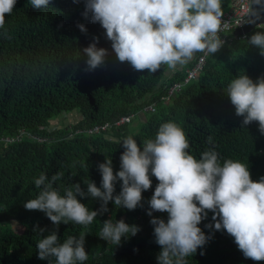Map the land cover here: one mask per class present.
Segmentation results:
<instances>
[{
    "label": "trees",
    "instance_id": "obj_1",
    "mask_svg": "<svg viewBox=\"0 0 264 264\" xmlns=\"http://www.w3.org/2000/svg\"><path fill=\"white\" fill-rule=\"evenodd\" d=\"M230 1L221 0L222 10ZM84 12L85 0H50L40 9L33 8L30 0H17L0 28V264H55L54 257L38 259L37 244L57 226L45 213L23 206L39 194L35 179L62 173L54 183L61 194L75 183L85 191L90 181L99 187L98 165L112 159L114 172L118 171L126 137L132 136L142 146L154 139L165 122H175L185 131L190 145L186 151L195 158L214 149L221 163L226 159L244 163L253 181L264 177V135L258 122L242 126L243 117L235 114L227 97V87L238 75L246 74L254 81L264 76V55L249 44V37L264 31L263 27L236 35L207 58L194 80L184 84L199 52L172 73L166 65L156 73L137 71L118 60L105 30ZM78 24L85 25L87 33ZM93 37L99 38L97 47L108 49L109 55L103 65L86 71L82 49ZM175 84L182 88L169 96ZM149 106H154V112L146 110ZM73 113L78 120L52 125ZM125 117L129 123L116 125ZM95 127L97 132L88 133ZM151 179L152 187L142 193L143 207L130 211L110 201L108 211L88 226L61 223L60 241L85 235L88 259L83 264H157L160 247L147 211L158 181ZM81 202L91 210L101 207V201L91 197ZM212 215L209 212L199 225L212 238L187 257L186 264H264L232 250L226 231L206 228L214 224ZM153 216L167 220V213ZM110 218L113 222L123 219L141 230L113 245L99 237L103 222ZM38 228L45 229L43 235Z\"/></svg>",
    "mask_w": 264,
    "mask_h": 264
},
{
    "label": "clouds",
    "instance_id": "obj_2",
    "mask_svg": "<svg viewBox=\"0 0 264 264\" xmlns=\"http://www.w3.org/2000/svg\"><path fill=\"white\" fill-rule=\"evenodd\" d=\"M50 0H30L33 8L47 7ZM17 0H0V28L5 25ZM262 0H252V5ZM264 6V5H262ZM251 13L253 10L251 8ZM92 23H99L111 42V50L120 62H128L137 71L156 73L162 65L176 69L188 63L195 53L215 54L225 44L219 33L228 27L222 22L221 0H85V12ZM77 27L87 33L83 24ZM98 37L82 49L86 55V71L105 63L109 51L97 47ZM249 44L264 55V31L254 32ZM227 97L235 114L243 117L242 126L258 122L264 135V76L255 81L238 75L227 87ZM211 143V138H209ZM119 170L114 172L112 159L98 165L101 182L87 183L86 191L79 183L64 190L54 187L62 173L35 179L40 189L36 198L24 203L29 211L45 213L57 226L49 234L39 229L43 238L37 244L38 259L55 258V264H83L88 259L85 235L68 237L63 242L57 234L61 223L88 226L108 211L109 202L119 208L135 210L143 207L144 191L152 187L151 177L158 181L148 201L147 215L152 217L155 243L160 247L157 264H186V258L212 238L199 227L213 213V223L205 227L226 231L246 259L264 261V177L253 181L249 168L239 161L226 159L209 149L199 159L190 154L185 131L175 122L162 123L154 139L141 146L132 136L122 143ZM120 191L116 194V184ZM101 201L99 210H91L81 199ZM167 213V220L153 213ZM123 219L103 222L99 237L119 246L122 238L140 231ZM134 251H138L134 249ZM201 255L204 253L201 252Z\"/></svg>",
    "mask_w": 264,
    "mask_h": 264
},
{
    "label": "built area",
    "instance_id": "obj_3",
    "mask_svg": "<svg viewBox=\"0 0 264 264\" xmlns=\"http://www.w3.org/2000/svg\"><path fill=\"white\" fill-rule=\"evenodd\" d=\"M251 5L252 0H231L229 5L222 10V22H226L228 24V27L224 28L219 33V35L223 40H225V44L233 41L237 37L235 31L241 29L246 24L250 14ZM210 55L211 54L199 52L195 64L187 70V76L184 80V84H187L188 82L194 80L201 73L205 62ZM181 88V84H175L169 90V96H171L174 92L180 91ZM146 110L154 112V106H149L146 108ZM129 121L130 119L125 117L116 122V125L129 123ZM105 128H107V125L102 127V129ZM98 129L99 127H95L94 129L89 130L88 133H95L98 131ZM4 141L7 142L9 141V139H4Z\"/></svg>",
    "mask_w": 264,
    "mask_h": 264
},
{
    "label": "water",
    "instance_id": "obj_4",
    "mask_svg": "<svg viewBox=\"0 0 264 264\" xmlns=\"http://www.w3.org/2000/svg\"><path fill=\"white\" fill-rule=\"evenodd\" d=\"M262 5H264V0H262ZM262 5H251L253 14L251 13L248 17L246 24L241 28L235 31V34L238 36H243L250 33L252 30L258 27L264 28V6Z\"/></svg>",
    "mask_w": 264,
    "mask_h": 264
},
{
    "label": "rangeland",
    "instance_id": "obj_5",
    "mask_svg": "<svg viewBox=\"0 0 264 264\" xmlns=\"http://www.w3.org/2000/svg\"><path fill=\"white\" fill-rule=\"evenodd\" d=\"M170 70H172V69H169V71ZM78 118H79V115L76 114V113H73V114H70V115H62L59 118V120H56V121L52 122V125H57V124H62V125H65L66 124V125H68V124L74 122L75 120H78ZM136 125L138 126V123ZM15 229L17 230L16 227H15ZM229 245H230V247H231L232 250H234V251H240L238 249L237 245L235 244L233 237L230 238Z\"/></svg>",
    "mask_w": 264,
    "mask_h": 264
},
{
    "label": "crops",
    "instance_id": "obj_6",
    "mask_svg": "<svg viewBox=\"0 0 264 264\" xmlns=\"http://www.w3.org/2000/svg\"><path fill=\"white\" fill-rule=\"evenodd\" d=\"M181 67H182V66H178L176 69H172V70H170V71H171V73H172V72L175 71V70H179Z\"/></svg>",
    "mask_w": 264,
    "mask_h": 264
}]
</instances>
